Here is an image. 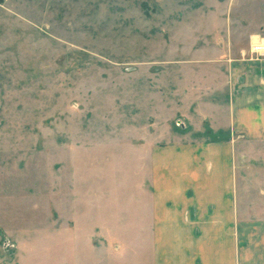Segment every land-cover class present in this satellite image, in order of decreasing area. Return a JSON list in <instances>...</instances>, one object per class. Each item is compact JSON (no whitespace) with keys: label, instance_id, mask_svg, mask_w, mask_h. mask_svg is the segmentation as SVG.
Wrapping results in <instances>:
<instances>
[{"label":"rangeland","instance_id":"rangeland-1","mask_svg":"<svg viewBox=\"0 0 264 264\" xmlns=\"http://www.w3.org/2000/svg\"><path fill=\"white\" fill-rule=\"evenodd\" d=\"M253 37L264 0H0V264H264V108L185 103Z\"/></svg>","mask_w":264,"mask_h":264},{"label":"crops","instance_id":"crops-1","mask_svg":"<svg viewBox=\"0 0 264 264\" xmlns=\"http://www.w3.org/2000/svg\"><path fill=\"white\" fill-rule=\"evenodd\" d=\"M186 82L199 85L206 90L200 93H196L195 90H191L190 94L186 92L185 103H231V111L235 117L246 112L254 114L264 108V59L258 61L236 59V63L227 66L226 70L213 68L203 70L201 73L192 70L191 78ZM190 96L192 98L188 101ZM233 124L236 133H239L241 124L239 122ZM253 124L252 127L256 128L257 122L254 121ZM249 130L251 137V127ZM248 249V254L245 253V249L240 252L238 264H248L246 261L249 257L253 261L254 252L260 248L248 244Z\"/></svg>","mask_w":264,"mask_h":264},{"label":"built area","instance_id":"built-area-1","mask_svg":"<svg viewBox=\"0 0 264 264\" xmlns=\"http://www.w3.org/2000/svg\"><path fill=\"white\" fill-rule=\"evenodd\" d=\"M249 54L254 58H264V40H261L260 43H251Z\"/></svg>","mask_w":264,"mask_h":264},{"label":"bare ground","instance_id":"bare-ground-1","mask_svg":"<svg viewBox=\"0 0 264 264\" xmlns=\"http://www.w3.org/2000/svg\"><path fill=\"white\" fill-rule=\"evenodd\" d=\"M253 42H254L253 44L260 43V40L258 37H253Z\"/></svg>","mask_w":264,"mask_h":264}]
</instances>
